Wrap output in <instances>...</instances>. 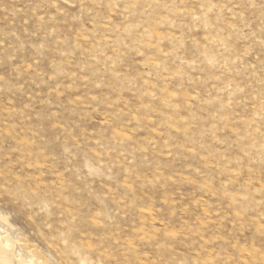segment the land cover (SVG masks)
<instances>
[{
  "label": "rangeland",
  "instance_id": "obj_1",
  "mask_svg": "<svg viewBox=\"0 0 264 264\" xmlns=\"http://www.w3.org/2000/svg\"><path fill=\"white\" fill-rule=\"evenodd\" d=\"M0 215L25 264H264V0H0Z\"/></svg>",
  "mask_w": 264,
  "mask_h": 264
},
{
  "label": "bare ground",
  "instance_id": "obj_2",
  "mask_svg": "<svg viewBox=\"0 0 264 264\" xmlns=\"http://www.w3.org/2000/svg\"><path fill=\"white\" fill-rule=\"evenodd\" d=\"M0 218L7 222V219L4 215H0ZM8 241V245H5L2 240L0 239V264H25L23 259H19L16 257V255L13 252V242L12 238L10 236L4 235L3 237ZM34 255L37 257H40L41 263L39 264H51L48 261V258L44 256H40L36 251H34Z\"/></svg>",
  "mask_w": 264,
  "mask_h": 264
}]
</instances>
